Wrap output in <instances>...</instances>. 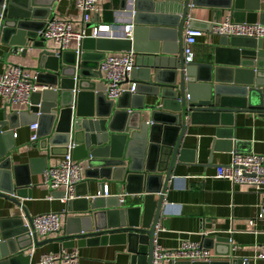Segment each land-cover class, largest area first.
Masks as SVG:
<instances>
[{
  "label": "water",
  "instance_id": "water-1",
  "mask_svg": "<svg viewBox=\"0 0 264 264\" xmlns=\"http://www.w3.org/2000/svg\"><path fill=\"white\" fill-rule=\"evenodd\" d=\"M54 2L0 0V48H22L23 58L31 54L34 66L21 68L46 87L32 95L27 109L12 110L10 104L2 109L0 200L21 208L32 174L26 166L13 165L7 156L12 148L2 145L7 136L2 130L36 124L39 148L47 157L70 150L74 161L85 164L75 199L66 205L65 226L51 241L62 250L120 244L126 246L130 264H152L168 182L174 167L185 162L181 146L188 126L205 122L215 128L212 152H240V143L232 141L231 119L245 112L264 118L263 41L219 37L215 54H221V61L215 55L204 63L186 62L183 30L199 28L187 21L188 11L213 2L235 23L264 24V0H133L130 41L85 39L79 53H56L39 36L54 16ZM124 6L120 0V10ZM130 50L136 54L131 73L135 90L107 101L99 64L106 53ZM144 111L148 121L142 118ZM108 185L119 186L130 200L105 198ZM25 219L27 224L15 214L0 218V264H29L25 252L44 244L31 238L30 218ZM219 245L224 253L217 252ZM203 246L221 260L176 264H243L233 257L226 237L206 238Z\"/></svg>",
  "mask_w": 264,
  "mask_h": 264
},
{
  "label": "crops",
  "instance_id": "crops-1",
  "mask_svg": "<svg viewBox=\"0 0 264 264\" xmlns=\"http://www.w3.org/2000/svg\"><path fill=\"white\" fill-rule=\"evenodd\" d=\"M217 5L220 4L207 2L205 6L191 7L188 11L187 21L205 30L204 35L198 38L192 47V60L195 62L204 63L213 60L216 55L215 49L218 48L220 38L208 33L205 24L221 23L226 18H230L229 12ZM53 7L54 18L70 21L73 28L77 29L81 16L72 2L55 0ZM97 10L91 22L85 25L88 31L98 24H111L113 13L120 10V0H98ZM185 29L186 27L183 30V36ZM27 46L29 49L32 47L31 43ZM75 48L76 44L72 42L70 49ZM19 49L11 51L9 47L1 46L0 74L9 66L7 64L18 65L26 69L34 66L31 54L23 58ZM216 57L221 61V54H217ZM123 88L128 89L129 83L123 84ZM148 100L146 98V103H149ZM6 105L7 103L0 97V120L2 109ZM11 108L20 111L26 109L21 105H12ZM142 118L148 121L149 113L144 111ZM231 122L233 125L229 129H231L232 141L240 143V152H212L215 128L208 126L205 122H197L188 126L181 146L185 162L174 167L172 177L168 182L161 206L155 244L164 250H175L183 242L203 244L206 238L226 237L230 239L233 257L242 260L249 259L248 264H264V260L253 259L264 248V191L256 193L248 186L233 187L226 180L213 178L216 167L228 165L233 152L264 157V118L251 112H245L234 115ZM2 132L7 135L2 138V145L12 148L7 156H11L13 165L26 166L32 174L29 176V197L20 199L21 208L0 200V218L15 214L27 224L25 217L32 218L45 213H65V204L47 199L49 196L55 199L59 197L56 192L50 191L43 184V171L48 166H55L63 156L47 157V153L39 148L38 141L32 143L31 137L34 131L30 125L19 126L12 131L4 128ZM193 159L194 162L189 163ZM84 165L79 163L83 179ZM28 168L25 169L27 172H29ZM107 193L108 196L105 198L126 197L124 190L119 186L108 185ZM92 195H95V191ZM157 198L158 196L155 195L154 199ZM126 199L130 200L129 197ZM63 215L60 220L64 228L65 217ZM56 237L53 234L46 238H38V242L44 244L25 252V255L30 257L29 264L37 263L43 254H59L62 250L61 245L54 240L51 241ZM63 250H76L79 255L78 264H130L127 248L120 244H87L81 248L75 246L73 249ZM210 251L213 254V251ZM224 251V246L217 247L218 253H224ZM218 260L221 258L213 254L212 261ZM163 264L171 263L164 262Z\"/></svg>",
  "mask_w": 264,
  "mask_h": 264
},
{
  "label": "built area",
  "instance_id": "built-area-1",
  "mask_svg": "<svg viewBox=\"0 0 264 264\" xmlns=\"http://www.w3.org/2000/svg\"><path fill=\"white\" fill-rule=\"evenodd\" d=\"M73 3L81 16L80 25L75 30L70 21L49 17L44 29L39 36L50 42L55 52L74 50L79 53L80 46L85 39H120L131 40L133 27L132 2L125 0V8L113 13L111 24H98L88 31L85 25L91 22L92 16L98 11V0H69ZM112 1V0H108ZM1 22V16H0ZM211 35L227 38H246L260 40L264 43V24L259 23H235L230 18H226L221 23L208 24L206 29ZM205 33L201 28H189L184 31L183 55L186 62H191L193 58L192 47L196 40ZM75 42L76 48L70 49V44ZM22 51V48L19 49ZM136 54L129 52L106 53L104 59L99 64L104 82L103 95L107 101L116 102L124 92L133 93L135 83L131 81V73L135 66ZM129 83V88H123V84ZM46 87L35 82L34 74L22 69L18 65H9L0 74V97L7 104L31 106L30 100L33 94L45 90ZM34 131L31 142H37L35 130L36 124L30 125ZM15 136V134L13 135ZM228 165L218 166L215 169L214 179L226 180L233 187L248 186L256 193L264 191V157L256 154H242L233 152ZM81 167L77 161L71 157V152L63 156L62 160L55 166H48L43 171V184L50 191L62 193L59 198L47 197L49 201L57 200L61 204L73 201L75 187L81 183ZM103 196H108L107 187L104 188ZM64 214V212L62 213ZM62 214L45 213L30 218L28 232L33 239L38 240L50 235L60 234ZM158 228V226H157ZM34 240V239H33ZM213 254L201 243L183 242L175 250H164L154 242L152 252V264H163L169 262L176 264L179 262L205 263L211 262ZM254 260H264L263 251L253 257ZM79 255L76 250L64 251L59 254L47 253L39 257L34 264H78ZM249 259H243V264H248Z\"/></svg>",
  "mask_w": 264,
  "mask_h": 264
},
{
  "label": "rangeland",
  "instance_id": "rangeland-1",
  "mask_svg": "<svg viewBox=\"0 0 264 264\" xmlns=\"http://www.w3.org/2000/svg\"><path fill=\"white\" fill-rule=\"evenodd\" d=\"M48 46H49V47H52V44H51L50 42H48ZM29 72H30V71H29ZM30 73H31V72H30Z\"/></svg>",
  "mask_w": 264,
  "mask_h": 264
}]
</instances>
